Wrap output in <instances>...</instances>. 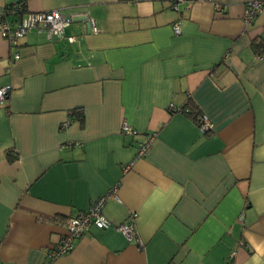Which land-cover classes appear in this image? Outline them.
<instances>
[{
    "label": "crops",
    "instance_id": "crops-1",
    "mask_svg": "<svg viewBox=\"0 0 264 264\" xmlns=\"http://www.w3.org/2000/svg\"><path fill=\"white\" fill-rule=\"evenodd\" d=\"M248 1L26 0L71 20L64 38L0 34V264H264V6L245 24ZM100 197L114 224L135 213L142 245L91 228L49 257Z\"/></svg>",
    "mask_w": 264,
    "mask_h": 264
},
{
    "label": "built area",
    "instance_id": "built-area-1",
    "mask_svg": "<svg viewBox=\"0 0 264 264\" xmlns=\"http://www.w3.org/2000/svg\"><path fill=\"white\" fill-rule=\"evenodd\" d=\"M171 7L175 10L178 9V3L186 2L189 0H169ZM264 6V0H249L244 5L242 19L245 24H251L256 18L259 12ZM214 8L220 10V5L215 4ZM23 2L14 3L9 6H0V34L6 39L9 45H17L19 39H21L29 29L35 28L40 31H45L47 37L51 39L56 36L58 38H64V28L68 25L71 18L65 17L58 10L49 11H36V12H24ZM88 30L98 32V29L93 23V20L88 16L84 17ZM172 31L174 35H178L181 32V26L179 21L172 23ZM68 40L73 41L75 38L72 36L67 37ZM260 54H257V58H260ZM13 60L19 58V54L13 55ZM8 92V87L0 88V100L4 99ZM198 128L202 133L210 131L213 128V124L206 117L201 114L198 120ZM121 132L123 134H134L131 126L126 123L121 125ZM155 138V133L147 134L143 140L137 144L136 157L143 156L149 149L152 141ZM104 205V198L100 197L85 210H80L74 215L67 218L65 223V233L60 238L58 243L54 245L49 251V257H56L68 252L72 249L75 240L82 234L90 231L91 228L97 229H109L113 228L119 232L128 242L135 241L140 246V241L135 225L134 217L135 213H132L130 217L120 223L110 222L102 213Z\"/></svg>",
    "mask_w": 264,
    "mask_h": 264
},
{
    "label": "trees",
    "instance_id": "trees-1",
    "mask_svg": "<svg viewBox=\"0 0 264 264\" xmlns=\"http://www.w3.org/2000/svg\"><path fill=\"white\" fill-rule=\"evenodd\" d=\"M20 1L23 2V10L22 11H24L26 13V11H25L26 10L25 9L26 0H20ZM20 1H18V2H20ZM11 5H13V4H11ZM171 5H172V3H171ZM7 6H9V5H7ZM254 45H256V47L259 46V48L262 49V46H261L260 42H256V44H254ZM260 52H261V50H260ZM188 107H189V110L186 112V114H188V116H190L193 119L195 125L198 126V120H199V117L201 116V113L192 104H190V106H188ZM73 114H75L77 116V118H80V119L83 118L82 110H75V111H73ZM208 133H209V131L205 132L204 135H208ZM10 152L11 151H9L8 153H10Z\"/></svg>",
    "mask_w": 264,
    "mask_h": 264
}]
</instances>
